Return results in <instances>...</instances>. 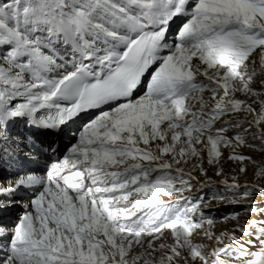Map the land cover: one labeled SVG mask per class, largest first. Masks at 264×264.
Listing matches in <instances>:
<instances>
[{
    "label": "snow or ice",
    "instance_id": "6c2138e0",
    "mask_svg": "<svg viewBox=\"0 0 264 264\" xmlns=\"http://www.w3.org/2000/svg\"><path fill=\"white\" fill-rule=\"evenodd\" d=\"M0 264H264V0H0Z\"/></svg>",
    "mask_w": 264,
    "mask_h": 264
},
{
    "label": "rangeland",
    "instance_id": "374dc122",
    "mask_svg": "<svg viewBox=\"0 0 264 264\" xmlns=\"http://www.w3.org/2000/svg\"><path fill=\"white\" fill-rule=\"evenodd\" d=\"M244 178H242L243 180ZM250 179V177H249ZM257 203H262V201L260 200V198H257ZM234 211H238L241 213L242 218L243 219H247V214L244 212V210L242 208H238V207H234V206H220L219 209H214L212 214L219 218H222L223 216L229 215L230 213L234 212ZM227 227H230L231 224L226 225ZM221 227H225V225H221Z\"/></svg>",
    "mask_w": 264,
    "mask_h": 264
}]
</instances>
